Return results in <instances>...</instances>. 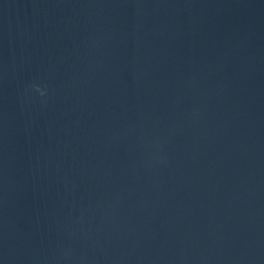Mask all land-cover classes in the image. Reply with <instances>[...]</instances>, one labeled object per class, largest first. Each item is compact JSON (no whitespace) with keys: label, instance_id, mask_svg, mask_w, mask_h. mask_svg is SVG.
<instances>
[{"label":"water","instance_id":"95a60500","mask_svg":"<svg viewBox=\"0 0 264 264\" xmlns=\"http://www.w3.org/2000/svg\"><path fill=\"white\" fill-rule=\"evenodd\" d=\"M0 264H264V0H0Z\"/></svg>","mask_w":264,"mask_h":264}]
</instances>
